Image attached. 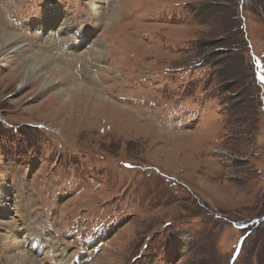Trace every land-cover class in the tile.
Listing matches in <instances>:
<instances>
[{"label":"rangeland","instance_id":"obj_1","mask_svg":"<svg viewBox=\"0 0 264 264\" xmlns=\"http://www.w3.org/2000/svg\"><path fill=\"white\" fill-rule=\"evenodd\" d=\"M98 6L0 0L17 37L0 49L1 261L28 215L25 264H49L48 236L74 255L57 264H264V0ZM56 18L67 36L41 27ZM39 53L45 90L18 71Z\"/></svg>","mask_w":264,"mask_h":264},{"label":"bare ground","instance_id":"obj_2","mask_svg":"<svg viewBox=\"0 0 264 264\" xmlns=\"http://www.w3.org/2000/svg\"><path fill=\"white\" fill-rule=\"evenodd\" d=\"M91 1V10L94 11V12H98L99 14L101 13L100 11V7L98 6V3L100 0H90ZM99 16V15H98ZM55 25V27H63V30H62V35H66L68 34V32L65 30V29H69V30H72V26L71 24L69 23L68 20H66L65 18H61L60 21H59V18H56L54 20H50L48 23H43L41 25L42 28L46 29V30H49L48 28L49 27H53ZM72 32V31H69V33ZM1 35V34H0ZM19 36V35H18ZM77 38H79L77 36ZM17 37L14 36V35H11V34H5V35H2L0 36V49L1 47H3L6 43H9L13 40H16ZM18 42V41H17ZM83 43H85L86 41L83 40L82 41ZM97 45V49H96V52H98V54L102 51L103 47L101 46V44H96ZM14 46V45H13ZM73 48H75L74 52L80 56H87V55H91V50H89V52H85V51H82L83 48L81 49H78L76 46V44H73L72 45ZM4 48V47H3ZM93 51V50H92ZM95 52V51H94ZM95 52V53H96ZM26 53L25 51V48H23L22 52H21V56H24ZM94 53V54H95ZM38 55H41L40 57H36V59H32V62H35L36 65L34 66H31L30 68H26V66H22L18 71L20 72V74H24L25 73V77H28L30 76V74H32L34 71L35 73L33 74V77L34 78H40L41 75H43L45 77V81H44V86H43V89L47 88L46 86L50 83L54 84L55 85V81H54V78L51 76V74L48 73V68H52V65L53 63L51 62L50 58L48 56H46L45 54H42V53H39ZM3 56V55H2ZM28 58V55L25 56V61L26 59ZM30 61V60H29ZM28 65V64H27ZM31 65V64H30ZM29 66V65H28ZM39 66V68H38ZM18 73V72H17ZM22 76V75H21ZM66 76V75H65ZM70 76V74L68 75ZM67 76V77H68ZM80 76H82V74H80ZM43 79V78H42ZM24 80V79H23ZM40 81V80H39ZM37 81V82H39ZM35 82V81H34ZM24 83V81H23ZM27 84V83H25ZM42 86V85H40ZM60 87V86H59ZM57 88V87H56ZM44 89V90H45ZM55 93V92H54ZM59 96L62 95V98L66 100L67 96H66V93L64 90H60V92H58ZM68 100H66L67 102ZM65 102V104H66ZM113 108V107H111ZM4 181V180H3ZM8 186V185H7ZM20 192V191H19ZM19 194V193H18ZM3 194L0 193V198L2 197ZM15 196V194H14ZM20 196V195H19ZM24 196V195H23ZM15 199V198H14ZM30 199V197H29ZM28 199V200H29ZM25 200V199H24ZM31 200V199H30ZM16 202V201H15ZM19 203V202H18ZM30 204V201L28 202ZM17 204V203H16ZM22 204V203H21ZM34 204V203H33ZM18 205V204H17ZM26 207V206H25ZM33 209V208H32ZM7 210V208H5V206H0V215L4 214L5 211ZM17 210V209H16ZM24 210V209H23ZM31 210V209H30ZM19 212V211H18ZM21 212V210H20ZM23 214V213H22ZM31 216V214H30ZM26 218L28 219V221H26L25 217H23V219H25V221L23 220V226L22 228H19L18 230L16 228L15 231H20V230H24L26 229V235H24V237L22 239L19 240V238L17 236H14V240H10V243L8 245V248H9V251H15L13 255H10V257H8V263L6 262H2L1 259H0V264L1 262L3 264H25L26 262H29L27 260H24L22 259V256L24 255V250L26 248V246H28L29 244V241L30 239L32 238V241H31V244H30V248L33 246L34 248V251H37L38 248H39V243H40V240H41V236L39 235L38 233V229L36 228L37 226L33 223V222H30L29 218H28V215L26 216ZM4 222V221H3ZM2 223V222H1ZM8 227V226H7ZM10 227V226H9ZM13 229V228H12ZM13 229V230H14ZM11 229L8 230V233ZM11 234V233H10ZM23 236V235H22ZM10 237H13V235H11ZM12 239V238H11ZM50 237L48 236L47 238V242H48V246H47V252H46V256L48 258V263L50 264H57L61 261H68V260H71L74 255H71V256H67L68 253L66 252V250L64 249H60L55 242L52 243V239H50ZM27 240V241H26ZM24 242V243H23ZM58 249H60V251H58ZM58 251V252H57ZM57 253H61L60 256L58 257V259H55V255ZM65 254V255H64ZM64 255V257H63ZM33 261V264H39L38 262L36 263V260L32 259ZM58 261V262H57ZM68 264V263H66ZM78 264H86L85 261H78Z\"/></svg>","mask_w":264,"mask_h":264},{"label":"trees","instance_id":"obj_3","mask_svg":"<svg viewBox=\"0 0 264 264\" xmlns=\"http://www.w3.org/2000/svg\"><path fill=\"white\" fill-rule=\"evenodd\" d=\"M209 10H211V6H200L199 8H195V7H191V6L188 7V12L196 18L204 17ZM240 42L241 41L239 40V43ZM209 46H211V45H209ZM216 58H217L216 54H212L206 59V61H207V63L214 65V64H217V60H215ZM261 242H264V232L262 235Z\"/></svg>","mask_w":264,"mask_h":264}]
</instances>
